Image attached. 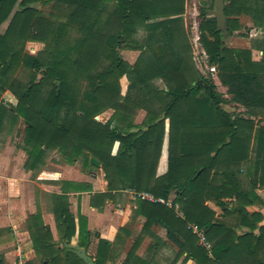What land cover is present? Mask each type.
Returning <instances> with one entry per match:
<instances>
[{"label":"trees","instance_id":"16d2710c","mask_svg":"<svg viewBox=\"0 0 264 264\" xmlns=\"http://www.w3.org/2000/svg\"><path fill=\"white\" fill-rule=\"evenodd\" d=\"M186 1L0 0V26L8 22L0 34V94L10 92L17 100L0 103V130L5 119L23 121L24 169L36 170L47 152L59 153L68 164L82 160L85 168L94 158L108 192L92 195L91 207L101 211L111 193L122 190L161 200L134 199L130 222L115 241L99 239L96 264L115 258V244L130 237L138 217L145 219L141 234L121 264H156L137 255L146 234L150 252L169 246L156 227L178 249L172 264L182 256V264H264V217L248 211L264 210L257 193L264 191V125L262 118L251 120L264 117V38L253 40L249 49L223 47L215 17L199 8V43L226 98L211 73L203 76L194 66ZM36 3L50 5V12L31 6ZM224 13L230 37L243 29V16L252 23L247 34L264 33V0H227ZM27 42L44 47L32 55L25 52ZM125 49L139 51L135 64L122 58ZM253 50L262 53L257 61ZM19 69L28 73L25 83L12 77ZM122 77L129 82L123 100ZM156 80L165 88L155 87ZM227 105L243 108L250 118L226 111ZM132 106L146 111L144 128L137 132L129 120ZM108 109L114 113L105 124L94 120ZM162 114L168 120L167 171L156 176L165 120L155 122ZM88 191L87 184L62 182V194L52 197L57 241L39 211L28 217L31 247L41 264H85L66 247L88 248L91 241L87 219L79 207L70 211L67 193ZM193 225L210 252L199 244ZM0 264H8L1 255Z\"/></svg>","mask_w":264,"mask_h":264},{"label":"crops","instance_id":"0c3cea01","mask_svg":"<svg viewBox=\"0 0 264 264\" xmlns=\"http://www.w3.org/2000/svg\"><path fill=\"white\" fill-rule=\"evenodd\" d=\"M198 4L199 1L194 0L195 7ZM242 48L249 49L251 45ZM254 52L262 56L261 52L253 50L252 54ZM1 96L0 101L5 99V101L14 105V98L11 99V96H8L7 92ZM167 145L168 136H165L156 176L163 175L167 171ZM15 149L7 144L3 145L0 142V170L2 171L0 174V249L5 250L3 255L5 261H8V264H27L33 263L32 261L37 259L31 247V238L27 225L28 217L37 211L41 214L43 224L49 227L54 241H57L56 223L52 213V197L62 194V182H73L90 186V191L88 192H68L67 195L69 197V203L71 204L70 211L76 213L77 207H79L81 215L87 219V229L91 234V241L89 247L85 249L95 262L94 256L99 239L113 243L119 229L130 222L132 212L135 208L133 197L126 190L113 191L111 193L112 198L106 202V205L101 211H98L96 208L90 206V198L94 194L108 192V184L101 169L99 172L86 169L82 173L73 166L68 165L63 158L58 162L57 154H55L54 161H51L53 169L49 172L50 176L48 178L38 176L36 177V181H33L29 179V175H32L36 170L26 171L24 169L26 155L21 149ZM14 155L15 157H13ZM9 169L11 172L17 170L21 174H9ZM37 180L40 182H37ZM257 193L264 199V191H258ZM38 194L48 200L46 207L42 206L38 201ZM78 196L80 197L79 200ZM248 211H258L264 217V210L258 207H250ZM144 222L145 219L143 217H138L133 222L130 228V237L128 239L125 238L123 243L115 244L113 248L115 258L106 264L122 263L127 254V250L121 251V248L124 246L125 248L127 247L129 240L133 238L134 234L139 235L141 233ZM241 231H246V229H241ZM144 236L143 242L146 246L145 249L148 251L151 238L148 237V234ZM7 247H10V249H7ZM92 248H95L94 255L90 253ZM122 252H124L123 258L121 257ZM137 255L148 260V252L144 256L141 255V252L139 253L137 251ZM150 257H154V253Z\"/></svg>","mask_w":264,"mask_h":264},{"label":"rangeland","instance_id":"374dc122","mask_svg":"<svg viewBox=\"0 0 264 264\" xmlns=\"http://www.w3.org/2000/svg\"><path fill=\"white\" fill-rule=\"evenodd\" d=\"M198 1H199V4L196 7L194 5V0H187L186 1L184 19L186 22L185 24L188 25L189 29H190V37L189 38H190V44L192 47V61L194 63L195 68L199 71V73L203 76H206V75H208V73H210V71H209L210 67L207 65V56H206L202 46L199 43V31H198L199 12H198V10L201 7L208 8L209 11L213 10L214 0H198ZM31 6L36 8L37 10L42 11L44 14H48L50 12V5H42L40 3H36V4H32ZM18 9H19V4H16V6L14 8V12ZM208 16H211V15H208ZM240 21L243 25V29L240 30L239 33H236L233 36V38L230 37L226 41V47L242 48L245 46L252 45L253 40L264 38V33H262L259 30L255 31V32H251L250 34L249 33L247 34L246 29L252 28L251 20L248 17L243 16L240 18ZM7 25H8V22H6L2 26H0V34H3L5 32ZM142 35H143V33L139 32L138 37H142ZM251 35H253V36L251 37ZM231 39H233V40H231ZM234 39H235V41H234ZM43 47H44V45L41 43L27 42L25 45V52L32 54V55H35V54H37L38 51L42 50ZM120 54H121L122 58L126 62H128L130 65L135 64L138 57H139V51H131V50L125 49V50H121ZM260 58H261V55L259 53L254 52V54H252L253 60L257 61ZM216 72H217V70H216ZM216 72L214 74H211L210 78L212 79L213 83L215 84L217 91L220 92L221 94H223L226 98H229V96L226 94V88H224L220 85V83L217 79V76H216ZM12 77H14L15 79L25 83L28 80V73L26 72V70L19 69V70H16V72L12 75ZM119 84H120L121 96H122V100H123L127 94L129 82H128L126 77H122L119 80ZM153 85L157 88H162V89L165 88V86L161 80L154 81ZM7 94H8V96H11V99L14 98V105H15L17 103V100L15 99V97L10 92H7ZM1 97H0V99H1ZM0 103L10 104L9 102L5 101V99H2V101H0ZM132 108H133V113H132L131 118L129 120H130L132 125L137 126L136 128L132 129L133 131L137 132V131L144 128L143 127V121L146 117V111L143 108H138L135 106H132ZM224 108H225V110H227L233 114H241L242 116H244L246 118H250L249 116L246 115V111L241 107L233 106V105H227ZM113 113H114V111L112 109H108V110L104 111L103 113L97 115L94 118V120L96 122L105 124L108 121V119L112 116ZM258 116L251 117V120L257 122L258 120H260V118H262V122L264 125V117L260 116V115H258ZM23 128H24V125H23V121L21 119L16 121V123H14V124H10L9 120L5 119L3 122V126L0 130V142L3 145L7 144L11 147H14V148L19 149V150L21 149L23 151V149H22V147H23L22 141L23 140H22V134H21V131L23 130ZM120 129H122V127H120ZM167 130H168V120H165L164 138H165V136H167ZM115 149L116 148L113 147V150H115ZM15 153H16V151H15ZM161 153H162V150H161ZM161 153H160V156L162 155ZM55 154H57L58 162H60V160H62V157L59 153L47 152V154L45 155L43 164H41L36 169V172H33L32 175L31 174L29 175V179L36 181V177H38V176H42L43 178H48L50 176L49 175L50 170L53 169L51 166V161H54ZM13 157H15V155ZM159 159H160V157H159ZM68 165L73 166L76 170H79L82 173H84V171L86 169L89 171H94V172H99V170L101 169V167L96 168L94 166L85 168L82 165V160H78L75 163L68 164ZM156 170H157V168H156ZM1 173H2V171L0 170V174ZM8 173L9 174L12 173L13 175H14V173L16 175L21 174L20 172H17V170H15V171L13 170L11 172L10 169H9ZM37 182H40V181L37 180ZM170 198H173V196H171ZM37 199L41 203L42 206L46 207V205L48 203V200H46V198H44L42 195H39V196H37ZM133 202L135 203V200H133ZM207 205H208V207H210L214 211L216 209L215 212L218 216L221 215L222 211L219 208H217L214 204L208 203ZM153 231L157 234V236L161 240L169 243L168 244L169 246L160 247L158 249V251L156 253H154V257H152L154 262L156 264H172V262L174 261L175 253L178 251V249L175 246H173L170 242L167 241L164 229L156 227L153 229ZM139 235L134 234L133 238L129 240L127 247L126 248H125V246L122 247L121 251L122 250L128 251L130 249L133 241L135 240V238ZM144 237L145 236L143 235L140 247L137 251L139 253L141 252V255H144V256H146V254L148 252V258H151L150 255H153V252H150L149 249H148V251H147V249H145L146 246L143 242ZM150 243L152 244V240ZM7 249H10V247H7ZM4 252H5V250L3 251L0 249V255L1 256L4 255ZM90 253H91V255H94L95 248H92L90 250ZM123 253L124 252L121 253L122 256L120 255L122 258L124 257ZM183 258H184V256L180 257V259H178L175 264H182ZM32 262H33V264H41V262L37 259L32 261ZM6 263H8V261H6ZM184 264H194V262L189 260Z\"/></svg>","mask_w":264,"mask_h":264},{"label":"water","instance_id":"95a60500","mask_svg":"<svg viewBox=\"0 0 264 264\" xmlns=\"http://www.w3.org/2000/svg\"><path fill=\"white\" fill-rule=\"evenodd\" d=\"M227 0H214V6L213 10L207 11L208 15H211L215 17L217 22V29L221 32L222 38L221 43L223 44V47L226 46V41L230 38L228 34L227 24H226V16L224 13V7L225 2ZM1 96V94H0ZM165 119V115L162 114V116L155 122L158 123ZM91 165H93L96 168H100L101 164L96 159L91 158L90 159ZM66 247L68 249H71L74 254L82 260L85 264H96L91 256L88 255L87 250L85 248L80 247L79 245H72L67 244Z\"/></svg>","mask_w":264,"mask_h":264},{"label":"built area","instance_id":"2783aa9c","mask_svg":"<svg viewBox=\"0 0 264 264\" xmlns=\"http://www.w3.org/2000/svg\"><path fill=\"white\" fill-rule=\"evenodd\" d=\"M209 71L211 74H214L216 72L215 68H209ZM126 191L133 197V199L139 198V199L154 202V203L161 202L160 199H156L151 194L146 193V192H135L132 190H126ZM190 228L198 236L199 244L202 245L206 250H208V252H210V244L206 241L202 231H200L198 227L194 225L190 226Z\"/></svg>","mask_w":264,"mask_h":264}]
</instances>
